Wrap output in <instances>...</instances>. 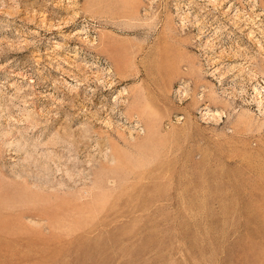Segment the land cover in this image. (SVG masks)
Listing matches in <instances>:
<instances>
[{
    "label": "rangeland",
    "instance_id": "obj_1",
    "mask_svg": "<svg viewBox=\"0 0 264 264\" xmlns=\"http://www.w3.org/2000/svg\"><path fill=\"white\" fill-rule=\"evenodd\" d=\"M254 87L264 0H0V264H264Z\"/></svg>",
    "mask_w": 264,
    "mask_h": 264
},
{
    "label": "bare ground",
    "instance_id": "obj_2",
    "mask_svg": "<svg viewBox=\"0 0 264 264\" xmlns=\"http://www.w3.org/2000/svg\"><path fill=\"white\" fill-rule=\"evenodd\" d=\"M217 1V0H216ZM228 12V10L225 11V13ZM231 14V13H230ZM254 17V16H253ZM235 21H234V25L237 26L238 28H241V29H249L250 27H252L251 25H253L254 23V19L252 18V16L250 15L249 17H242V15H239V14H236L235 16H233V18ZM257 22V21H256ZM244 24H246L244 26ZM244 26V27H243ZM213 28V27H212ZM251 33V32H249ZM249 36H251V34H249ZM217 70L211 72L213 75H215L218 71V68H216ZM254 91H256V93L258 94V97L259 98H262L258 101V105H259V108H261L263 110V113H264V94L262 93L263 91L259 90L257 87H254ZM183 99L184 101H189L190 97H189V93L184 91L183 93ZM208 97V94H203L200 96L201 98V101L204 102L205 98ZM186 99V100H185ZM201 115H209L211 114L210 111H206V110H203L200 112ZM222 116H224V113L223 112H219V111H215L214 114H212V117L211 119L214 120V117H215V120H219ZM183 117V116H182ZM209 117L205 118L208 120ZM182 120L184 118H179V120ZM210 119V118H209Z\"/></svg>",
    "mask_w": 264,
    "mask_h": 264
}]
</instances>
